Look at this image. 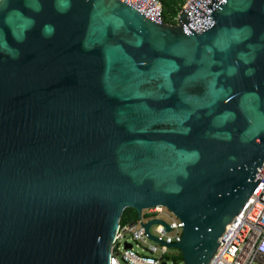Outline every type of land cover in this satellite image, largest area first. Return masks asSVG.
I'll use <instances>...</instances> for the list:
<instances>
[{
  "label": "water",
  "instance_id": "1",
  "mask_svg": "<svg viewBox=\"0 0 264 264\" xmlns=\"http://www.w3.org/2000/svg\"><path fill=\"white\" fill-rule=\"evenodd\" d=\"M263 162L264 0H0V264H110L160 205L208 264Z\"/></svg>",
  "mask_w": 264,
  "mask_h": 264
},
{
  "label": "built area",
  "instance_id": "2",
  "mask_svg": "<svg viewBox=\"0 0 264 264\" xmlns=\"http://www.w3.org/2000/svg\"><path fill=\"white\" fill-rule=\"evenodd\" d=\"M152 1L160 10L161 20L164 22L162 1ZM191 1L185 0L180 13ZM258 175L262 178L257 188L241 213L226 229L214 257L208 264H264V162ZM145 211L147 215L143 213V217L137 221L126 224L120 222L110 264H168V258L184 263V259H180L181 249L172 246L180 242L184 233L183 220L163 205ZM159 215H165L169 219ZM155 218L164 220L170 226V230L163 223L151 226L150 232L159 240L151 238L144 225ZM131 241H136L139 249L133 243L131 248H127L126 242Z\"/></svg>",
  "mask_w": 264,
  "mask_h": 264
},
{
  "label": "trees",
  "instance_id": "3",
  "mask_svg": "<svg viewBox=\"0 0 264 264\" xmlns=\"http://www.w3.org/2000/svg\"><path fill=\"white\" fill-rule=\"evenodd\" d=\"M164 10L165 22L177 24L178 16L185 3V0H161ZM147 215V212H144ZM139 219L138 211L134 208H126L121 218V223L126 224L137 221ZM180 259H183V255H180Z\"/></svg>",
  "mask_w": 264,
  "mask_h": 264
},
{
  "label": "rangeland",
  "instance_id": "4",
  "mask_svg": "<svg viewBox=\"0 0 264 264\" xmlns=\"http://www.w3.org/2000/svg\"><path fill=\"white\" fill-rule=\"evenodd\" d=\"M144 212H145V210H144ZM169 213V212H168ZM160 217H164L165 219H169L167 216H165V215H159ZM146 219H147V217H146ZM154 229H155V227L153 226V228H152V230L154 231ZM131 243H133L134 245H135V248L136 249H139V248H137V246H136V241H131ZM124 264V263H123ZM168 264H184L183 262H181V261H175V260H173V259H171V258H168Z\"/></svg>",
  "mask_w": 264,
  "mask_h": 264
},
{
  "label": "clouds",
  "instance_id": "5",
  "mask_svg": "<svg viewBox=\"0 0 264 264\" xmlns=\"http://www.w3.org/2000/svg\"><path fill=\"white\" fill-rule=\"evenodd\" d=\"M48 34H50V31H49V33Z\"/></svg>",
  "mask_w": 264,
  "mask_h": 264
}]
</instances>
